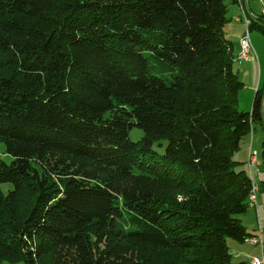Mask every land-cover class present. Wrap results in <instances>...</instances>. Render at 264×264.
I'll return each instance as SVG.
<instances>
[{"label": "trees", "instance_id": "obj_1", "mask_svg": "<svg viewBox=\"0 0 264 264\" xmlns=\"http://www.w3.org/2000/svg\"><path fill=\"white\" fill-rule=\"evenodd\" d=\"M227 1L0 0V264L231 261L264 81L240 112Z\"/></svg>", "mask_w": 264, "mask_h": 264}, {"label": "crops", "instance_id": "obj_2", "mask_svg": "<svg viewBox=\"0 0 264 264\" xmlns=\"http://www.w3.org/2000/svg\"><path fill=\"white\" fill-rule=\"evenodd\" d=\"M241 2L244 4L245 9L247 11L248 15H253L256 17L257 7L256 3H254L252 0H241ZM228 18L229 23L227 24L225 28V35L227 39L231 40L233 43V50H234V63L238 62V55L241 51V38L245 34V25L243 22H237L235 20L236 17L241 15V9H240V3L235 0H228ZM254 10V11H253ZM264 15V13H263ZM233 39V40H232ZM251 42L252 37L250 36ZM252 46L257 54L256 60H247L243 61L244 64L241 69H238V76L240 80L244 83V88L240 91V103L243 106L244 112H251L253 108V102L256 96L257 90L261 87L263 81H264V59H260L259 55L254 47V44L252 42ZM241 61V60H239ZM260 129V128H259ZM246 142L247 146V155L245 157V167L248 170L250 177L252 179V183L254 186L258 187L261 186V191H257V198L258 199V205L256 207V204L253 203L252 199L251 204L252 208L254 210V214H257L258 216V225L257 229L250 232L247 227L246 230L248 232V236H254L259 235V227H262V237L264 238V223L262 220H264V216L261 215L260 208L264 209V188L262 187L264 185V166L262 163L261 154L263 151V142H264V132L263 130L256 129L255 136L252 138L251 136H248L244 140ZM249 148V149H248ZM252 148V149H251ZM250 150H254V152L257 153L258 158L260 159V165L257 167H249V154ZM258 170V172H257ZM257 173V175H256ZM258 230V231H257ZM228 247L230 250L231 255V261L228 264H252L253 259L255 257L260 256V248L259 246H253L244 243L243 241H238L236 239H232V241H228Z\"/></svg>", "mask_w": 264, "mask_h": 264}, {"label": "rangeland", "instance_id": "obj_3", "mask_svg": "<svg viewBox=\"0 0 264 264\" xmlns=\"http://www.w3.org/2000/svg\"><path fill=\"white\" fill-rule=\"evenodd\" d=\"M252 1L254 3H256V7L258 9L257 11L255 10L256 15H262L264 13V0H252ZM245 31H246V28H245ZM250 35L252 37V40H253L252 42H253L254 47H255L258 55H259V58L264 59V34L259 29L256 28L250 32ZM255 54H256V52H255ZM243 64H244L243 61H238L237 63L235 62L234 63V71L237 73L238 69H241ZM241 103L243 104V102H241ZM241 103H239L238 109L240 112H244V110H243L244 108L241 105ZM259 130L260 129L258 128V131ZM252 133H253V131L251 132L250 136L253 138L255 136V133H254V135H252ZM143 137H144V132L141 129L133 128L130 132V139L133 142L141 141L143 139ZM244 140L241 143L240 151L237 152V154L234 157L235 160H238L240 163L242 162L243 164L245 163V157L247 155V146H246V142ZM154 151L158 152L159 154H163L164 148H159L158 146H155ZM251 152H254V150H251ZM0 158L3 159L7 163H11L14 159L11 155L7 154L6 146L3 143H0ZM243 164L240 165L239 168H243V166H244ZM11 190H13V185L11 183L0 184V195L5 197L9 194V192ZM260 211H261V215L264 216V209L260 208ZM240 219L242 220V223L244 224V226H246L250 232L257 229L256 227L258 225V216H257V214H254V210L252 208H250L246 214L241 215ZM262 221L264 223V220H262ZM230 240L232 241V238H228V241H230ZM243 242L246 243L244 240H243ZM246 244H248V243H246ZM3 264H10V263L4 262ZM17 264H23V263H17Z\"/></svg>", "mask_w": 264, "mask_h": 264}, {"label": "built area", "instance_id": "obj_4", "mask_svg": "<svg viewBox=\"0 0 264 264\" xmlns=\"http://www.w3.org/2000/svg\"><path fill=\"white\" fill-rule=\"evenodd\" d=\"M237 1L240 3L241 15L236 17L235 20L239 21L242 19L246 26L245 35L241 38V41H240L241 51H240V54L238 55V59L241 61H247V60H253V59L256 60L257 55L255 54V50L252 46V42L250 39L251 35H250V31L248 30V27L250 26L251 18H249L250 15L248 16L244 4L240 0H237ZM259 165H260V160L257 156V153L250 151L249 167L252 168V167H257ZM262 187L264 188V185ZM261 189H262L261 186H259L258 192H260ZM255 204L257 207L258 199H255ZM261 234H262V227H259V235L251 236V240L253 241V246H259L260 248V256L255 257L253 259L252 264H264V238L262 237Z\"/></svg>", "mask_w": 264, "mask_h": 264}, {"label": "bare ground", "instance_id": "obj_5", "mask_svg": "<svg viewBox=\"0 0 264 264\" xmlns=\"http://www.w3.org/2000/svg\"><path fill=\"white\" fill-rule=\"evenodd\" d=\"M257 191H258V187H256V186L253 185V187H252V194H251L250 198L252 199V201H253L254 204H255V199L257 198ZM245 242L248 243V244H250V245H253V241L251 240V237L248 238L247 240H245Z\"/></svg>", "mask_w": 264, "mask_h": 264}, {"label": "water", "instance_id": "obj_6", "mask_svg": "<svg viewBox=\"0 0 264 264\" xmlns=\"http://www.w3.org/2000/svg\"><path fill=\"white\" fill-rule=\"evenodd\" d=\"M263 114H264V102H263V110H262Z\"/></svg>", "mask_w": 264, "mask_h": 264}]
</instances>
